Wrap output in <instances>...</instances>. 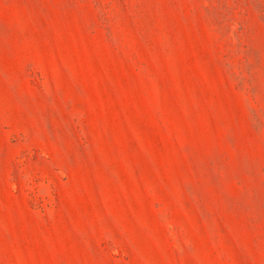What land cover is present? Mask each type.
<instances>
[{
    "label": "rangeland",
    "instance_id": "374dc122",
    "mask_svg": "<svg viewBox=\"0 0 264 264\" xmlns=\"http://www.w3.org/2000/svg\"><path fill=\"white\" fill-rule=\"evenodd\" d=\"M0 264H264V0H0Z\"/></svg>",
    "mask_w": 264,
    "mask_h": 264
}]
</instances>
